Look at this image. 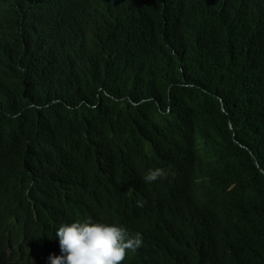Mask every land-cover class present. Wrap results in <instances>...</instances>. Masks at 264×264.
Segmentation results:
<instances>
[{
  "label": "trees",
  "instance_id": "obj_1",
  "mask_svg": "<svg viewBox=\"0 0 264 264\" xmlns=\"http://www.w3.org/2000/svg\"><path fill=\"white\" fill-rule=\"evenodd\" d=\"M85 113L115 125L135 114L140 142L72 144ZM33 144L42 154L27 165ZM173 166L209 177L225 204L191 236L152 237L146 261L128 264H264V0H0L8 175L141 183Z\"/></svg>",
  "mask_w": 264,
  "mask_h": 264
},
{
  "label": "clouds",
  "instance_id": "obj_2",
  "mask_svg": "<svg viewBox=\"0 0 264 264\" xmlns=\"http://www.w3.org/2000/svg\"><path fill=\"white\" fill-rule=\"evenodd\" d=\"M62 1L48 4L55 9ZM128 114V120L115 125L85 113L66 134L72 144L94 149L114 138L125 146L139 143L138 118ZM40 120L49 126L57 121ZM42 150L40 144L25 147V164L35 163ZM0 168V264L144 263L152 237L191 236L226 201L209 177L181 166L150 169L141 183L97 174L83 182L66 176L50 187ZM146 230L152 235L147 237Z\"/></svg>",
  "mask_w": 264,
  "mask_h": 264
},
{
  "label": "bare ground",
  "instance_id": "obj_3",
  "mask_svg": "<svg viewBox=\"0 0 264 264\" xmlns=\"http://www.w3.org/2000/svg\"><path fill=\"white\" fill-rule=\"evenodd\" d=\"M47 2H49V3H52L53 2V0H46ZM231 6V5H230ZM137 73V69L134 67V69H131L130 70V74H131V76L133 77L135 74ZM71 198H73V197H71ZM74 199V198H73ZM13 245H14V242H13Z\"/></svg>",
  "mask_w": 264,
  "mask_h": 264
},
{
  "label": "flooded vegetation",
  "instance_id": "obj_4",
  "mask_svg": "<svg viewBox=\"0 0 264 264\" xmlns=\"http://www.w3.org/2000/svg\"><path fill=\"white\" fill-rule=\"evenodd\" d=\"M41 185V184H40Z\"/></svg>",
  "mask_w": 264,
  "mask_h": 264
}]
</instances>
